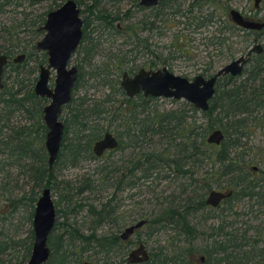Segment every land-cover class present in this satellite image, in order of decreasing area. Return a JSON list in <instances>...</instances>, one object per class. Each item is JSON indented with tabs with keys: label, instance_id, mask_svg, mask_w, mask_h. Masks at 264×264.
<instances>
[{
	"label": "rangeland",
	"instance_id": "rangeland-1",
	"mask_svg": "<svg viewBox=\"0 0 264 264\" xmlns=\"http://www.w3.org/2000/svg\"><path fill=\"white\" fill-rule=\"evenodd\" d=\"M64 1L46 0L40 6H28L26 3H23L22 6H10L7 8L9 11L6 9L7 12L0 16V20L9 19L8 17L12 13L10 10L13 9V13L23 11L33 17L52 6L62 4ZM181 1L173 0L170 2V10L172 11V8L179 5ZM223 4L228 8L243 11L251 17H264V0H261L259 9H254L253 0H223ZM99 6L109 12L111 11V13L117 12V8L124 12L130 8L131 3L128 0L118 5L115 0H102ZM182 9L185 10V7ZM169 19L170 21L163 23L162 27L159 25L152 39L150 38V41L153 42L149 48L150 52L147 53V50L143 48L144 51L139 54L137 59L133 57L135 53L131 52L133 40L129 31L110 35L109 33L113 31L107 32V29H103L95 33L98 39L96 52L90 55L87 64L80 67V74L72 91L73 100L62 109L60 115V120L66 127V135L63 141L66 143V147H61L60 156L52 169L54 180L49 187L59 214L57 222L65 220L61 213L67 214L69 212L71 189L74 192L76 187L82 186L88 181L91 190L83 192L81 195L88 196L86 202L98 207L100 203H105L110 197H113L116 192V182L112 176V171L116 166H120L131 159L135 162L137 158L151 153L163 151L164 157L171 158L177 152L175 144L178 139L173 140L172 136L168 134L153 133L152 129L156 128V122L163 112L170 109H182L184 107L183 100L148 97L146 101H143L134 98L133 102L125 105L126 96L118 85L121 77L119 67L135 71L153 60L157 62L158 66H166L171 72L188 78H193L197 74L209 76L230 60L244 54L254 44L255 40L264 44V33L252 34L246 40H242L243 37L231 36L230 33L226 32L224 35L230 36L226 40V45L229 43V46L219 45L217 38H215L217 33L213 26H203L194 32V25H187L185 23L187 17L184 15H178L175 18L180 20L179 22L172 20L171 16ZM121 24L126 27L131 24L135 25V21L124 17ZM19 36L21 44H26L33 54L23 62L7 66L3 72V87L0 89L8 90L10 88V92H13L15 98L24 97L28 88L33 89L38 76V66L43 63L46 64V60L41 62L43 60L41 51L32 48L33 43L35 44L39 40L40 35L34 37L29 31L21 30ZM0 49L3 50L1 47ZM16 54L12 53V57H15ZM78 62H81V58L74 57L70 64L73 65ZM14 67L16 69L11 71V68ZM245 67L249 71L251 62L247 63ZM32 70L34 72L29 74ZM246 76L247 72L237 77L236 81L239 82ZM29 78L32 85L28 84L27 79ZM54 78L55 71H51L49 78V86L51 87ZM47 103L48 99L41 102L38 107L40 105L43 107ZM79 103L82 104L79 105ZM26 107L29 111L17 110L10 103H0V264H27L30 255L28 250L31 251L33 243L34 207L42 188H44L43 185H45V183H40L39 185H42L39 187L35 185L34 169L30 168L40 165L33 157V152L35 156L40 154L44 157L46 155L44 147L46 131L42 136L43 129L39 127L40 123L44 124L43 118L40 117L43 113L41 115L35 113L34 110L37 107L35 104H27ZM77 107H80V110L89 116L90 125L96 127L102 134L105 131L116 134L122 130H129L130 126V136L123 138L124 149L110 152L105 157L98 159L86 158L85 153H81L74 159L77 165H72L69 142L74 138L76 127L70 123V112ZM131 108L132 115L130 114L128 117V124L125 121L119 122L117 120L119 114L126 112V110L129 111ZM100 110L104 112L99 113ZM259 115L264 116V107L260 109ZM26 126L33 129L30 137V149L26 154H20L15 149L13 130ZM248 130L247 136L242 138V141L248 157L253 160L252 165L259 168L257 176L260 179L262 176L260 171H264V121L257 126L251 125ZM85 132L87 133L86 130ZM157 166V168L150 170L151 176L147 181L137 179L135 185L117 191L116 195L124 201L125 206L123 208L132 212L127 215L149 218L169 203L175 206L185 205L187 200L196 201V199L204 198L211 189L222 190L221 187H224L226 183L225 180H222L221 185L213 183L210 189L205 190L200 186L202 174L209 168V165L200 168V165L196 167L189 162L183 169L189 170L190 173L185 174L180 173L173 165L166 166L165 163L157 162ZM105 174L108 176L105 177ZM139 174L136 172V175ZM193 178L197 179L198 182H194ZM196 183L199 185L196 186ZM259 184L264 190V182L259 181ZM193 189L194 192L192 193ZM112 205H114L113 201ZM232 205L231 209L221 205L211 214L197 211L193 216H190V224L196 228V236L192 241L188 239L189 237L178 233L180 227L171 225L167 229L158 227V232L154 233H150V228H144L139 232V236L150 251L158 247H164L168 253L178 248L183 251L189 246L204 249L209 246L211 239L207 235L208 225H216L223 217L226 221H233V226L240 228L239 232L248 226L255 227L251 228L249 235H247L250 239H254L257 235L255 230L258 225H264V205L247 197L235 200ZM84 209H88V206ZM203 215H209V218L204 219ZM62 233L60 227L51 231L48 243L50 248L55 242V237L62 235ZM148 233L150 234L148 235ZM199 256L197 254L193 255V258L191 257L196 264H198ZM118 260L108 262H110L109 264H119Z\"/></svg>",
	"mask_w": 264,
	"mask_h": 264
},
{
	"label": "trees",
	"instance_id": "trees-1",
	"mask_svg": "<svg viewBox=\"0 0 264 264\" xmlns=\"http://www.w3.org/2000/svg\"><path fill=\"white\" fill-rule=\"evenodd\" d=\"M23 3H25L24 0H0V16L7 12L8 7L22 6ZM27 5L29 6V4ZM199 8L200 27L213 26L214 31L217 33L215 38H217L219 45L229 46V43L226 45V40L230 36L227 35L226 37L224 35L226 32L230 33L231 36L243 37L242 40H246L254 33L264 32V29L256 32L236 27L228 19V7L222 5L221 0H201ZM10 12L12 13L8 17L9 19L6 21L0 20V47L3 48V50L0 49V53L10 55L26 52L29 57L33 53L26 44H21L19 34L21 30H26L35 37L42 19L40 15L30 17V14L23 11L13 13L14 9ZM32 48L35 49L34 43ZM250 62L251 69L248 71V76L241 81H236V78L241 74L238 76L227 75L218 80L215 86V94L209 101V107L206 111L198 110L183 100L184 107L182 109H170L160 115L159 120L156 122V128L152 129L153 133L168 134L172 136L173 140L178 139L175 144L177 152L171 158L164 157L163 151L137 158L136 172L140 173L137 175L138 179L147 181L151 176L150 170L158 167L157 162L165 163L166 166L173 165L182 174L190 173L189 170L183 169L189 162L196 167L200 165V168L209 165V168L202 174L200 186L204 190L210 189L213 183L221 185L220 182L225 180L226 183L221 188L232 190L233 195L222 202L223 207L231 209L233 202L243 197L255 199L259 204L264 205V190L259 184V181L264 182V176L258 179L257 174L251 170L253 160L248 157L242 141V138L247 136L248 128L251 125L257 126L264 121V116L259 115L260 109L264 107V52L253 55ZM11 69L13 71L16 67ZM33 72L32 70L29 74ZM27 80L28 84L32 85L31 79ZM134 98L146 101L148 97L137 95ZM44 100L46 99L36 96L31 87L28 88L26 95L21 98H15L13 92H10V88L0 90V103H10L17 110L25 109L29 111L26 107L27 104H35L38 107ZM132 100L129 99V101ZM81 104L79 103V105ZM37 107L34 111L37 115H41L42 107L41 105ZM40 117L42 118V116ZM199 120L201 121L199 122ZM89 122V116L85 115L80 107L73 109L70 123L76 127V131L73 141L69 142L71 155H77L79 149H84L90 155L92 141L101 135L102 132L98 131L96 127H92ZM39 127L43 129L42 136H44L45 125L40 123ZM214 129H221L224 133V139L219 145L206 142L208 133ZM32 130V127L28 126L13 130L15 149L20 154H26L30 149ZM130 130L131 128L124 132L130 136ZM65 135L66 127L63 141ZM83 135L86 138H83ZM63 141L61 147L64 148L66 143H63ZM46 155L44 157L40 154L35 156L33 152L36 162L40 163V165L30 167L32 170L34 169L33 176L36 180L35 185L38 187L43 183H45L44 187H50L54 180L53 171L48 170ZM115 173L116 170L113 169V178H115ZM104 176L106 177L108 174ZM193 180L195 182L197 179L193 178ZM40 183L42 184L39 185ZM85 183L88 190H91L88 181ZM89 208L97 209L96 207ZM200 209L205 213L203 198L198 201L187 200L185 205L175 206L169 203L168 206L163 207L159 216L168 217L169 221L175 224V227H180L178 233L189 237L188 239L192 241L196 236V228L190 224V216H193ZM208 214L210 213L208 212ZM235 216H237L236 213ZM203 217L208 219L209 215H203ZM233 223V221H226L221 217L216 225H208L207 235L211 239L207 248L196 249L189 246L184 248L183 251L178 248L168 253L166 252L167 249L159 247L158 252H155V258L159 261L158 264H196L192 258L193 255L199 254L205 256V260L201 264H264V246L260 245V240L241 242L245 239L242 233L255 227L248 226L241 229V232H239L240 228L234 227V231L238 232L237 234L241 240H237L236 236L233 235V242L231 243L232 234L226 228L231 224L233 225ZM59 224L65 229L62 235L55 237L46 264H69V226H67L69 224L63 222ZM256 232L258 237L261 238L259 234H264V225H258ZM49 240L50 238H48V243ZM246 247L247 249H245ZM28 252L30 253L29 250Z\"/></svg>",
	"mask_w": 264,
	"mask_h": 264
},
{
	"label": "flooded vegetation",
	"instance_id": "flooded-vegetation-1",
	"mask_svg": "<svg viewBox=\"0 0 264 264\" xmlns=\"http://www.w3.org/2000/svg\"><path fill=\"white\" fill-rule=\"evenodd\" d=\"M24 1L26 4H29L30 6H33V5L40 6L42 2L46 0H42V1L24 0ZM72 1L75 2V6L78 10V17L80 18V21H81V25H80L81 35H80L78 44L76 45L74 51H72V53L70 54V57L68 60V67L75 66L78 77L80 74V67H83L85 64H87L89 61L90 55L96 52L98 39L95 33L97 31H101L103 29L105 30L107 29L106 30L107 32L113 31L109 33L110 35L112 34L116 35V33H119V34L127 33L129 31V33H131L130 37L133 40V49L131 50V52L135 53L133 57L137 59L139 54L144 51L143 48L147 50L146 51L147 53L150 52L149 48L151 44H153V42L150 41V38L152 39V36L159 28V25H161L162 27L163 23H168L170 21L169 19L170 16L172 17V20L179 22L180 20H177L175 18H177L178 15L179 16L184 15L185 17H187V21L185 23H187V25H190V24L194 25V32H196L200 28V25H199L200 24V18H199L200 8L199 6L201 4V0H187V1L182 0L181 2H179V5H177L175 8H172V11L170 10V2H172L173 0H158L154 4H145V3H142V0H129L131 3V6L129 9H127L124 12H121L120 9L117 8V12H113V13L99 6L102 0H72ZM115 1L117 2L118 5H121L123 1H128V0H115ZM182 2L183 4H181ZM221 3L222 5H224L223 0H221ZM260 3H261V0H259L258 2V7H255V1L253 0L254 9H259L261 7ZM62 4H57L56 6H52L48 10L42 11L38 14L40 15L42 19L37 28L36 36L40 35L39 40L45 34V31L41 30L40 27L44 23L47 13L49 11L56 10ZM182 7H185V10L182 9ZM231 9H235V8H228V11H227L228 19L233 24H235L236 27L245 29V28L238 26L230 18L229 11ZM238 11L245 18L264 22L263 18H257L255 16L251 17L250 15H247L243 11H240V10ZM124 17L133 19L135 21V25L131 24V25L124 27L121 24V20H123ZM263 29L264 27L261 30L263 31ZM245 30L249 31L250 29H245ZM261 30H251V31L257 32ZM262 33L264 32H261L260 34ZM260 34H256V35H260ZM255 43H261V42H258V40H255L254 44ZM261 44L263 47V51L260 52L259 54H262L264 52V44L263 43ZM35 49L40 50L43 55V60H41V62H44L46 60V64L43 63L38 66V69L40 70V67L42 65L44 66L47 65V55L44 50L37 49L36 45H35ZM23 53L25 54V58L21 62L28 59L27 53L26 52H23ZM0 54H4V53H0ZM18 54H21V53H17L16 56ZM5 55L7 56V64L4 66L3 72L5 71L8 65H14L15 63H18V62L13 61L16 56L12 57V54L10 55L5 54ZM253 55H258V54H254V53L251 54V57L249 58L247 63L250 62ZM74 57L81 58V62L71 65L70 61ZM147 57L149 58V56ZM246 64L244 65L243 71L240 74L242 75L243 73L247 72V76H248V71L245 67ZM162 67H166V66L160 67L158 66L157 62L151 60L149 63L144 64V66L138 68L135 71L125 70L124 68H121V67L119 68H120L121 77H122V74L124 72H127L129 76H133L141 68H144L146 70H154V69H158ZM36 69H37V66H36ZM39 70H38V74H39ZM51 71H54V70L51 69L50 73ZM212 74H210L209 76H211ZM238 75H235V76H238ZM209 76H204V77L207 78ZM224 76H227V75H224ZM224 76H220L217 78L215 86L218 80ZM121 77H120V80H121ZM2 79H3V74H2ZM189 79H192V78H189ZM120 80L118 82V85H119V88L122 89L120 86ZM2 87H0V89ZM124 95H125V92H124ZM137 95H142L143 97H151V96H144L142 93H139ZM134 97L126 96L124 104L126 105L129 102H133ZM129 99L130 100L133 99V100L129 101ZM71 101H72V98L69 101V103ZM69 103H67L65 106H67ZM131 111H132V108L129 111L126 110V112L124 111L123 113H120L119 116L117 117V120H119V122L125 121V123L128 124L127 122L129 121L128 117L130 114L132 115ZM70 113L72 115L73 110H71ZM129 129H130V126H129ZM64 130H65V125H64ZM106 132H110V131H105L103 134L101 133V135L97 139L92 141L91 147H90L91 156L87 154V152L84 149H79L80 151L77 152V155H71L72 151L69 150L71 159H72L71 164L77 165V163L74 162V159L78 157L81 153L83 154L85 153L86 158L98 159V158L105 157V155L109 154L110 152L124 149L123 138L128 137L127 133H125L124 130L119 131L116 134H114L113 132H110L117 140V146L112 149H104L100 155H97L93 150L94 143L98 141L99 139H101ZM82 137L86 138L85 135H83ZM136 162L137 161L134 162V160L131 159L130 161H127V162L125 161L122 165L116 166L114 168L116 170V173H115V182H116L115 191L116 192L114 193L113 197H110L105 203H102V204L100 203L98 207L86 202L87 201L86 199L88 198V196L81 195V193L88 191V186H86V183H84V185L82 186L76 187L74 192H73V189H71L72 193H69V207H70L69 212L67 214L61 213L65 217V220L63 221V223L69 224L67 225L69 226V229H68V232H69V264H89V263L109 264L110 262L108 261H117V259H119L118 260L119 264L120 263L121 264H158L159 263L157 258H155L156 257L155 252H158L159 247L152 249V251L148 250L144 241L142 240V238H140L139 232L144 228H150V233L152 232L154 233V232H158V227H164L167 229V227H169L170 225L174 226L175 224L170 222L168 217L159 216L160 211L158 213H155L154 215H152V217H149V218L146 216H141L140 218H138V216H133L132 214L127 215L128 213H132L131 210L123 208L125 206L124 201L121 200L118 195H116L117 191L123 190L124 187L129 188L136 184L135 180L138 179L136 175V168H137ZM251 170L255 174H258L259 172V168L253 165L251 166ZM260 172L262 174L261 177H263L264 171H260ZM257 178L259 177L257 176ZM196 182L198 181L196 180ZM197 185L199 184L196 183V186ZM221 189L222 191L227 190L224 188H221ZM208 192L206 196L203 198L204 207H205L204 212L205 213L209 212L211 214L213 211L220 208L222 205V202L227 198L222 199L218 205L212 206V205L207 204L206 202ZM232 195L233 193L231 194V196ZM198 200L199 199H196V201ZM112 201L114 202V205H112ZM86 206H88V209L85 210L84 207ZM89 207H96L97 209H90ZM198 211H202V210L200 209ZM58 215L59 214L57 213V209H56V220H57ZM56 220H55L54 228L60 227L61 231L64 232L65 227H62V225L59 224L60 222H57ZM139 221H144V223L141 226H136ZM128 228H132V230L129 232L128 235L124 236L123 234L126 232ZM250 229L251 228L247 229L246 232L242 233L245 239L241 240L240 236L237 234L238 232L234 231V226L232 224L227 226L226 228V230L232 234L230 238L232 240L231 243L233 242V235H235L237 240L240 239L241 242H244V241L251 242V241H254L255 239H258L260 240L259 242L260 245L264 246V236H263L264 234L263 235L259 234L261 238H259L258 235H256L254 239H250V237L247 236L249 235ZM150 233H148V235ZM255 233H257L256 230H255ZM140 244L144 245V250L146 251L148 258L143 261H139L137 259L129 260L130 254L133 251L137 250ZM84 255H87V256L85 257ZM139 256L141 255L139 254ZM200 256H204V255H200ZM204 260H205V256H204ZM47 262L48 260L44 264H46ZM203 262L204 261L199 260L198 264H201Z\"/></svg>",
	"mask_w": 264,
	"mask_h": 264
},
{
	"label": "water",
	"instance_id": "water-1",
	"mask_svg": "<svg viewBox=\"0 0 264 264\" xmlns=\"http://www.w3.org/2000/svg\"><path fill=\"white\" fill-rule=\"evenodd\" d=\"M42 1V0H31ZM158 0H142L145 4H154ZM255 1L258 7L259 0ZM230 18L238 26L250 29L261 30L264 27L263 21H255L245 18L237 9L229 11ZM81 21L78 17V10L75 2L65 0L56 10L49 11L45 21L40 27L45 31L44 36L36 42L37 49L44 50L47 55V65H42L38 77L33 86L36 96L48 99V103L42 108V118L46 127L44 147L47 154L48 170L52 171L61 150L64 137V124L60 120L62 108L72 98L78 74L75 66L68 67V60L72 51L78 44L81 29ZM263 51L261 43H255L239 57L231 60L218 68L211 76L204 77L201 74L195 75L192 79L175 74L166 67L146 70L139 69L133 76L127 72L122 74L120 86L128 97L142 93L144 96L166 97L176 100H184L196 109L206 111L209 101L215 94V83L218 77L224 75H238L243 71L244 65L248 62L251 54H259ZM25 54H18L14 62H21ZM7 64V56L0 54V87L3 86L2 74ZM55 71L53 86H49L50 70ZM224 139L221 129L212 130L206 137L209 144L219 145ZM117 146V140L110 132L96 141L93 150L100 155L104 149H112ZM232 190L212 189L208 192L206 202L216 206L222 199L230 197ZM56 220V208L49 187L42 188L36 200L32 219L33 243L27 264H44L50 256L51 249L48 245V238L54 228ZM144 221H139L136 226H141ZM132 228H128L123 234L128 235ZM139 254L141 256H139ZM148 258L144 245L140 244L138 249L133 251L129 260L143 261ZM204 261V256H200ZM91 264V263H89Z\"/></svg>",
	"mask_w": 264,
	"mask_h": 264
}]
</instances>
